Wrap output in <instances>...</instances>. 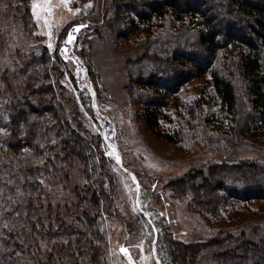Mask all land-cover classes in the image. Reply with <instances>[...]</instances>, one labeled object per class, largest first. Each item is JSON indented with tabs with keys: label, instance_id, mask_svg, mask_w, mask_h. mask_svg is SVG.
Masks as SVG:
<instances>
[{
	"label": "rangeland",
	"instance_id": "1",
	"mask_svg": "<svg viewBox=\"0 0 264 264\" xmlns=\"http://www.w3.org/2000/svg\"><path fill=\"white\" fill-rule=\"evenodd\" d=\"M33 2L0 0V102L31 95L18 78L20 71L24 69L27 74L40 77L46 68L47 77L53 78L57 87L56 98L63 105L69 104L73 97L67 90H73L77 99L86 101L85 106L81 100V105L75 102V107L84 115L89 133L99 136V152L105 163L96 158L97 141L85 129L81 135L87 138L93 157L89 151L80 149L84 143L79 141L73 147L74 152L83 155L85 161L78 156L72 167L64 163L68 170L71 168L66 180H44L51 207L61 208L68 221L90 230L95 244L107 249L104 259L108 264H170L162 239L165 231L179 244H201L200 257L184 264H216L215 258H220L214 257V252L206 253L214 246L201 249L204 243L211 244L215 239L226 236L251 242L264 239V200H233L218 213L206 214L196 195L176 191L173 184L192 169L210 164L253 162L264 166V124L239 139L223 135L230 121L213 95L209 74L190 79L174 92L170 108L160 121L159 132L163 134L183 127L184 137L178 143L149 131L142 118L138 99L143 90L134 83L137 72L134 66L149 55L165 59L162 47L173 52L172 38L180 29V22L169 17L148 21L135 14L127 16L124 6L118 9V0H68L67 4L51 0V11L38 9L37 21ZM35 2L48 7L44 0ZM89 4L92 7H86ZM30 14L35 26L29 22ZM76 25L85 28L67 45ZM49 30L51 38L47 35ZM65 46L68 50L62 54ZM58 56L61 62H56ZM223 62L224 59H219L217 67L227 75L231 69ZM40 86L37 89L43 87ZM238 91L249 110L241 85ZM30 99L37 104L36 98ZM197 100L202 102L196 106ZM190 105L194 106L191 113L187 109ZM67 118L71 116L67 114ZM205 123L222 137L207 139ZM68 139L74 141L72 137ZM45 153L51 152L48 149ZM49 167H52L49 172H54L53 164ZM203 175L198 182L204 181ZM123 246L130 256L120 252ZM234 246L230 242L214 250Z\"/></svg>",
	"mask_w": 264,
	"mask_h": 264
},
{
	"label": "trees",
	"instance_id": "2",
	"mask_svg": "<svg viewBox=\"0 0 264 264\" xmlns=\"http://www.w3.org/2000/svg\"><path fill=\"white\" fill-rule=\"evenodd\" d=\"M117 5L118 9L121 6L127 9V16L135 14L141 20H164L169 17L180 22V29L172 38L173 52L162 47V53L167 55L165 59L149 55L139 59L134 66L137 69L134 83L143 90L138 102L149 131L157 132L173 143L181 141L183 127L172 128L171 132L163 134L159 132L160 121L170 108L173 93L190 79L207 74L212 79L214 97L229 117L230 124L223 135L239 139L264 124V0H118ZM29 22L35 26L31 14ZM67 50L65 46L61 51L66 53ZM219 59L228 63L229 74L225 75L218 69ZM56 62H61L60 56ZM38 77L27 74L23 69L18 78L31 95L0 102V128L8 133L4 135L0 132V189L5 193L0 198V205L11 203L7 200L9 195L14 200L23 201L12 205L13 211L5 212L10 222L17 223V230L9 233L3 229L0 232V261L3 264H108L104 259L107 249L95 244L90 230L68 221L61 208L54 210L44 184L39 183L47 178H69L71 168L68 170L63 164L72 167L78 156L84 159L83 155L74 152L77 142L84 143L81 150L89 151L87 138L83 139L81 135L86 130L89 133V128L84 115L75 107V102L81 105L83 101L84 106L87 103L81 98L80 102L73 90H67L73 97L69 104L63 105L61 99L56 98L57 87L53 85V78L47 77L46 68ZM39 85L43 87L37 89ZM239 85L244 89L249 110L240 98ZM93 88L98 95L97 87ZM33 97L37 99V104L30 99ZM196 102L197 106L202 100ZM193 108L192 105L187 107L190 113ZM207 125H204L208 129L205 132L207 139L213 141L222 137ZM65 129L68 131L65 132ZM55 136L57 138L52 139ZM90 136L97 141L96 158H100L105 165L99 152V136L92 133ZM69 137L74 141H70ZM37 141L47 147L41 148ZM24 148L31 149L36 159L24 153ZM48 149L51 153L45 155ZM90 155L93 157L92 153ZM39 157H43L44 164L39 163ZM50 164H53L54 172H49V168L52 169ZM196 173L205 175L203 182H198L201 175ZM173 184L177 186L176 191L196 195L206 214H215L229 201L264 200V166L253 165V162L210 164L206 168L192 169L174 180ZM17 186L23 196H17ZM199 188L203 190L199 191ZM17 211L27 215L13 220ZM24 224L27 228L21 226ZM162 239L170 264H184L199 256L201 244H179L168 231ZM230 242L235 246L219 252L214 250ZM203 245L202 250L207 245L214 246L206 253L210 255L214 252V257L220 258H215L216 264H264V239L251 242L245 238L226 236ZM17 252L20 256H16Z\"/></svg>",
	"mask_w": 264,
	"mask_h": 264
},
{
	"label": "snow or ice",
	"instance_id": "3",
	"mask_svg": "<svg viewBox=\"0 0 264 264\" xmlns=\"http://www.w3.org/2000/svg\"><path fill=\"white\" fill-rule=\"evenodd\" d=\"M63 2H64L65 4H67V3H68V0H63ZM44 5H48V7L45 8L42 4L35 2V0H34V2H33V4H32L33 15L36 17V20H37V21L40 20V15H39V13H38V11H37L38 9L41 10V11H44V12H50V11H51V0H44ZM86 7H92V5L89 4V5H87ZM77 11H79V10H77ZM45 23H47V20H45ZM82 27H84V25H81V26H80V28H82ZM80 28H76L75 31H77V32L80 31ZM47 35L51 38V36H52V32L49 30V32L47 33ZM72 40H73V37H72L71 35H69L67 43H71ZM48 47H49V48H52V44L49 43V44H48ZM65 51H66V50H65ZM62 54H63V53H62ZM0 86H2V85H0ZM5 119H6V117H5ZM0 132H3L4 135H8L7 131H6L5 129H3V128H0ZM52 143L55 144L56 141L53 140ZM37 144H39V146H40L41 148L44 147V145H43V144H40L39 141H37ZM23 151H24V153H27L29 157H31V158H33V159H36V157L33 155V152H32L31 149H29V148H24ZM111 154H112V153H109V155H111ZM45 155H47V153H45ZM116 159L119 160L120 157L117 155V156H116ZM39 163H40V164H44L43 157H39ZM133 179H135V178L133 177ZM9 183H13V181H9ZM39 183H40V184H44V181H43V180H40ZM4 195H5L4 191H3L2 189H0V198H3ZM23 195H24V193L20 192V191H19V187L17 186V196H23ZM28 195H31V193H28ZM7 200H8V201H11V203H10V204H7L6 206H5V205H0V232H2L3 229H7V231H8L9 233H11V232L17 230V223L10 222V221L5 217V212L13 211L14 209H13L12 205H14V204H16V203H18V202H19V203H23V201H17V200H14L13 197H12L11 195L7 196ZM26 215H27V213L17 211V212H15V216L13 217V220H15V217L26 216ZM21 226L27 228V225H26V224L21 225ZM38 226H39V225H37V227H38ZM28 231H31V229L28 228ZM21 243H23V241H21ZM42 246H43V245H42ZM8 251H12V249H8ZM121 251H123V252H125V254H127V249H121ZM16 256H20V253L17 252V253H16ZM0 264H3V262L0 261Z\"/></svg>",
	"mask_w": 264,
	"mask_h": 264
},
{
	"label": "water",
	"instance_id": "4",
	"mask_svg": "<svg viewBox=\"0 0 264 264\" xmlns=\"http://www.w3.org/2000/svg\"><path fill=\"white\" fill-rule=\"evenodd\" d=\"M80 26H81V25H76V26H74V28H73V30H74V35L72 36V37H73V40H75V39H76V36H77V34H78V33H79L81 30H83V29L85 28V26H84V27H82V28H80ZM76 28H80V31H78V32H77V31H75V29H76ZM73 40H72V41H73ZM67 41H68V40H67ZM70 44H71V43H67V45H70ZM121 249H127V248H126V247H124V246L120 248V252H121V253H125V252L121 251ZM127 256H130V252H129V250H128V249H127Z\"/></svg>",
	"mask_w": 264,
	"mask_h": 264
}]
</instances>
